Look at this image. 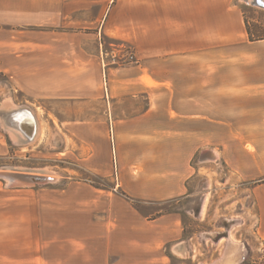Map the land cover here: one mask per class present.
I'll list each match as a JSON object with an SVG mask.
<instances>
[{
	"label": "crops",
	"instance_id": "obj_1",
	"mask_svg": "<svg viewBox=\"0 0 264 264\" xmlns=\"http://www.w3.org/2000/svg\"><path fill=\"white\" fill-rule=\"evenodd\" d=\"M14 1L9 21L15 15L42 26L55 14L58 26L60 15L68 24L38 40L30 35L22 55L0 57V73L38 104L41 122L67 128L62 135L88 163L101 160L93 170L109 174L114 165L126 197H186L199 154L245 183L264 178V40L249 41L233 0L93 1L97 14L82 27L89 32L80 28V0ZM248 192L264 241V183ZM162 235L166 257L151 258L157 245L106 247L105 264L113 256L112 264L218 263L207 236ZM86 250L72 258L95 264V249Z\"/></svg>",
	"mask_w": 264,
	"mask_h": 264
},
{
	"label": "rangeland",
	"instance_id": "obj_2",
	"mask_svg": "<svg viewBox=\"0 0 264 264\" xmlns=\"http://www.w3.org/2000/svg\"><path fill=\"white\" fill-rule=\"evenodd\" d=\"M93 1L99 0H80L79 13L85 22L80 25L82 30L97 14L98 4L93 5ZM109 1L112 6H120V0H106L105 5ZM8 2L0 0L1 58L9 52L15 57L22 55L29 48L24 43L30 35L38 40L41 31L65 32L62 25L68 23L61 15L59 26L55 14L42 26L15 15L9 21ZM254 4L233 0V5L241 8L245 29L255 38L264 37V8ZM6 103L15 109L28 108L38 124L35 138L27 143L13 140L0 127V172L7 168L45 171L49 178L41 185L17 188L8 187L0 179V264H80L72 257L86 253L89 247L95 249V264H105L106 247L157 245L151 258L166 257L170 246L164 243L162 232L175 229L184 237L207 236L206 243L220 264H264V241L257 234V210L248 192L263 184L264 178L245 183L222 161H205L199 154L192 162L195 174L186 183V197L157 203L132 202L116 189L114 165L109 174L93 170L101 160L88 163L79 152V144H72L71 139L67 142L62 135L67 128L41 122L38 104L31 105L15 81L1 72L0 106ZM162 216H174L178 222L161 225L155 220ZM23 233L28 234L27 239ZM233 243L238 246L233 247ZM118 257L113 256L107 264Z\"/></svg>",
	"mask_w": 264,
	"mask_h": 264
},
{
	"label": "water",
	"instance_id": "obj_3",
	"mask_svg": "<svg viewBox=\"0 0 264 264\" xmlns=\"http://www.w3.org/2000/svg\"><path fill=\"white\" fill-rule=\"evenodd\" d=\"M255 6H259L264 8V1L263 0H255ZM20 110V112L18 111ZM25 111H30L28 108L26 107H20L17 109H0V118L1 121H3L6 125L10 126L13 129H17V130H21L20 128L16 127L17 126V122L15 121V118L17 117L16 115L21 116L22 118L25 117L24 112ZM28 121V120H26ZM26 125V124H25ZM24 128H26L25 126H23ZM22 127V128H23ZM24 134V132H21ZM30 138L28 136V140L30 141ZM7 171V172H6ZM7 178H11L13 179V183H11L10 185H7ZM48 178L46 175H42V174H38L35 173L33 171H20V170H16V169H3L2 172H0V179L8 186V187H13V188H17V187H28V186H36L39 184H44L47 183ZM202 202L203 200H201V203L199 204V212L198 214L201 212L202 209Z\"/></svg>",
	"mask_w": 264,
	"mask_h": 264
},
{
	"label": "bare ground",
	"instance_id": "obj_4",
	"mask_svg": "<svg viewBox=\"0 0 264 264\" xmlns=\"http://www.w3.org/2000/svg\"><path fill=\"white\" fill-rule=\"evenodd\" d=\"M248 2H255V0H247ZM264 1V0H263ZM259 7V6H258ZM6 105V106H5ZM8 106H10V105H7V103L6 104H3V105H1L0 106V109H6V107H8ZM12 109H15L14 107H12V106H10ZM10 108V109H11ZM7 110V109H6ZM19 112H20V110H18ZM24 112V111H23ZM19 114H21V113H19ZM19 114L18 115H16L17 117L15 118V121L14 122H17V126L16 127H18V128H20L21 130H17V129H13V128H11L10 126H8V125H6L3 121H1V118H0V127L1 128H3L4 130H7V132L9 133V135L13 138V140H15V141H17V142H20V141H22V139H25V141H22L23 143H27V142H29V140H28V136L29 137H31L30 138V141L33 139V138H35L34 137V135H35V131H36V121H35V118H34V116H33V114H32V112L31 111H25L24 112V115L23 116H25V117H21V116H19ZM26 120H28V121H26ZM26 124V125H25ZM23 126H25L26 128H24ZM23 127V128H22ZM38 129V128H37ZM6 132V133H7ZM21 132H24V134L23 133H21ZM9 168H7V170H8ZM6 170V169H5ZM7 172V171H6ZM39 173V172H38ZM41 173V172H40ZM44 173H45V171H44ZM41 174H43V173H41ZM48 176H49V173H48ZM7 185H10L11 183H13L14 181H13V179H11V178H7ZM41 185V184H40ZM238 245H237V243L236 244H234L233 243V247H237ZM241 258V257H240ZM220 261V260H219ZM222 261V260H221ZM228 260H224V262L226 263ZM223 262V261H222ZM215 263V262H214ZM221 262H216V264H220Z\"/></svg>",
	"mask_w": 264,
	"mask_h": 264
},
{
	"label": "trees",
	"instance_id": "obj_5",
	"mask_svg": "<svg viewBox=\"0 0 264 264\" xmlns=\"http://www.w3.org/2000/svg\"><path fill=\"white\" fill-rule=\"evenodd\" d=\"M246 32H247L249 41H260V40H264V37H259V38L257 37V38H255L254 35H252L248 29H246ZM130 201L134 202L133 199H130Z\"/></svg>",
	"mask_w": 264,
	"mask_h": 264
},
{
	"label": "flooded vegetation",
	"instance_id": "obj_6",
	"mask_svg": "<svg viewBox=\"0 0 264 264\" xmlns=\"http://www.w3.org/2000/svg\"><path fill=\"white\" fill-rule=\"evenodd\" d=\"M22 141H25V139H22ZM21 142V141H20Z\"/></svg>",
	"mask_w": 264,
	"mask_h": 264
}]
</instances>
